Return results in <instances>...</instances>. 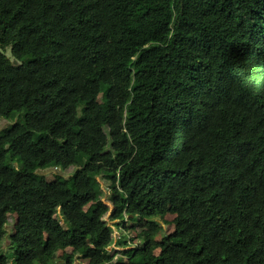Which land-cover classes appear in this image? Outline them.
I'll use <instances>...</instances> for the list:
<instances>
[{
	"label": "trees",
	"instance_id": "trees-1",
	"mask_svg": "<svg viewBox=\"0 0 264 264\" xmlns=\"http://www.w3.org/2000/svg\"><path fill=\"white\" fill-rule=\"evenodd\" d=\"M0 120V264H264V0H0Z\"/></svg>",
	"mask_w": 264,
	"mask_h": 264
},
{
	"label": "rangeland",
	"instance_id": "rangeland-1",
	"mask_svg": "<svg viewBox=\"0 0 264 264\" xmlns=\"http://www.w3.org/2000/svg\"><path fill=\"white\" fill-rule=\"evenodd\" d=\"M7 56L14 61V58L12 56L11 50H7ZM13 124L11 121L7 120H0V130L4 128H8ZM61 175L62 178L68 182L69 184L73 183L74 175L76 173L75 168H71L66 171L62 172H49V173H42L46 176V181L49 184H53L55 182V174ZM174 216L173 215H166V216H159L156 218L157 221L160 222L161 226L163 227L162 235L165 234H171L174 232ZM110 226L113 229V243L110 247V253L114 257L113 264H116L118 260L123 259L125 263L128 262V258L125 257L123 254L125 251H127V247L134 248L139 245L140 241L138 239V234L140 233V228L137 226H134L132 222H130L128 219L123 222L122 227H118L115 225V223H111L109 219H107ZM9 226L7 227V232L11 234L14 231V227L17 224V218L16 216H9L8 217ZM117 224V223H116ZM121 225V224H120ZM135 227V228H134ZM121 238V240L119 239ZM8 243L6 242L2 246H0V253H8L7 249ZM140 246H142L140 244ZM159 254V252H157ZM79 264H87L86 261H79Z\"/></svg>",
	"mask_w": 264,
	"mask_h": 264
},
{
	"label": "built area",
	"instance_id": "built-area-1",
	"mask_svg": "<svg viewBox=\"0 0 264 264\" xmlns=\"http://www.w3.org/2000/svg\"><path fill=\"white\" fill-rule=\"evenodd\" d=\"M122 226H123V224L120 225V227H122ZM119 239L121 240V238H119Z\"/></svg>",
	"mask_w": 264,
	"mask_h": 264
}]
</instances>
